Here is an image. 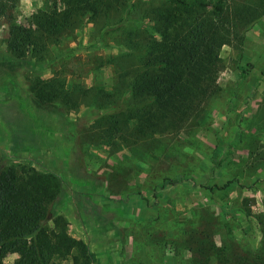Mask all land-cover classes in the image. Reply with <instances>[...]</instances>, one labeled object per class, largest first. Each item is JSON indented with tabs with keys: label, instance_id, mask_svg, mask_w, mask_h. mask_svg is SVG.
Returning a JSON list of instances; mask_svg holds the SVG:
<instances>
[{
	"label": "rangeland",
	"instance_id": "obj_1",
	"mask_svg": "<svg viewBox=\"0 0 264 264\" xmlns=\"http://www.w3.org/2000/svg\"><path fill=\"white\" fill-rule=\"evenodd\" d=\"M202 1H220L240 25L219 48L217 89L174 129L144 136L133 122L117 131L107 122L121 118L136 45L164 0L72 12L56 35L33 19L65 0H17L0 16V152L8 166L62 179L54 211L89 264H264V0ZM13 26L33 42L20 54L7 47ZM51 79L76 90L73 104L33 97L30 86ZM53 261L72 264L71 255Z\"/></svg>",
	"mask_w": 264,
	"mask_h": 264
},
{
	"label": "trees",
	"instance_id": "obj_2",
	"mask_svg": "<svg viewBox=\"0 0 264 264\" xmlns=\"http://www.w3.org/2000/svg\"><path fill=\"white\" fill-rule=\"evenodd\" d=\"M16 1L0 0V16L10 17ZM113 1L65 0L66 8L56 6L49 13H39L33 23L36 30L56 35L66 27L72 12H108ZM150 20L153 29L146 44L136 45L141 47L136 54L139 68L126 85L130 102L126 99L120 120H108L109 130L117 131L119 122H133L137 135L144 136L172 130L194 114L201 101L217 89L219 48L240 30L233 11L220 1L164 0L151 12ZM6 43L16 54L33 45L28 30L19 26L11 27ZM30 90L43 106L54 101L64 106L75 102L76 90L66 89L64 80H39ZM62 185L55 173L25 164L6 165L0 152V264L11 254L15 255L12 264H56L53 258L63 260L69 255L72 264L91 262L93 255L85 243L68 234L63 216L54 211Z\"/></svg>",
	"mask_w": 264,
	"mask_h": 264
}]
</instances>
